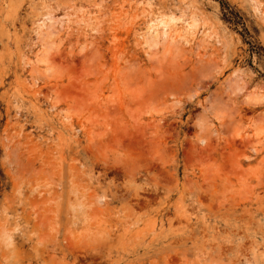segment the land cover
Segmentation results:
<instances>
[{
  "label": "rangeland",
  "instance_id": "obj_1",
  "mask_svg": "<svg viewBox=\"0 0 264 264\" xmlns=\"http://www.w3.org/2000/svg\"><path fill=\"white\" fill-rule=\"evenodd\" d=\"M0 264H264V0H0Z\"/></svg>",
  "mask_w": 264,
  "mask_h": 264
},
{
  "label": "bare ground",
  "instance_id": "obj_2",
  "mask_svg": "<svg viewBox=\"0 0 264 264\" xmlns=\"http://www.w3.org/2000/svg\"><path fill=\"white\" fill-rule=\"evenodd\" d=\"M124 6V5H123ZM151 42V41H150ZM149 43V42H148ZM46 47H50L51 45H52V40H46ZM150 45V44H149ZM167 47H169V46H167ZM150 48H152V46H150ZM162 51H164L163 49H162ZM211 67V66H210ZM209 69H211V68H209V67H206L205 69H204V72L203 73H209L210 72V70ZM212 70V69H211ZM210 74V73H209ZM181 85H183V84H181ZM180 85V86H181ZM232 87L233 88H235L233 85H232ZM132 95H133V93H132ZM134 95H135V93H134ZM133 95V96H134ZM138 95H140V94H138ZM138 96H136V98H137ZM83 98V97H82ZM257 98H259L258 97V95H250V96H248L247 97V99H257ZM78 105V104H77ZM52 108V107H51ZM232 109L230 108V104H229V101L228 100H225L223 97H221V96H219L218 94H216V95H214L213 96V98H212V102L210 103V105L208 106V108L207 109H205V111H204V113H203V115H202V120H204L205 119V117H206V119H207V117L208 116H206V114L207 115H211V116H213V117H217V118H220V117H224V116H226L227 114H232ZM254 133H255V135L257 136L258 135V133H259V131L257 130V129H255V131H254ZM243 185V184H242ZM245 185V184H244ZM243 187V186H242Z\"/></svg>",
  "mask_w": 264,
  "mask_h": 264
}]
</instances>
